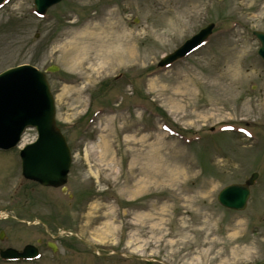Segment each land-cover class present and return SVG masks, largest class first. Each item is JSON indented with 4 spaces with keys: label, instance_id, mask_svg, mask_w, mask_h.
<instances>
[{
    "label": "rangeland",
    "instance_id": "rangeland-1",
    "mask_svg": "<svg viewBox=\"0 0 264 264\" xmlns=\"http://www.w3.org/2000/svg\"><path fill=\"white\" fill-rule=\"evenodd\" d=\"M210 24L202 48L158 68ZM256 31L264 0H64L44 18L33 0H7L0 74L46 73L73 156V198L25 180L19 148L0 153V217L16 219L0 220V249L61 231L57 253L44 246L38 261L0 264H264ZM36 139L26 131L20 148ZM254 173L246 210L224 209L219 193ZM20 221H43L48 233Z\"/></svg>",
    "mask_w": 264,
    "mask_h": 264
},
{
    "label": "water",
    "instance_id": "water-1",
    "mask_svg": "<svg viewBox=\"0 0 264 264\" xmlns=\"http://www.w3.org/2000/svg\"><path fill=\"white\" fill-rule=\"evenodd\" d=\"M5 0H0V6ZM35 11L44 16L48 10L63 0H33ZM215 25L211 24L188 40L174 53L159 63L164 68L185 58L205 43L212 35ZM260 42L259 56L264 61V33L254 32ZM49 69V72L57 71ZM28 128L37 131V141L21 152L22 175L26 180L44 187L62 188L67 194L66 184L72 164V157L65 137L56 124V107L46 75L30 66L8 70L0 75V149L9 151L15 148L22 134ZM253 174L243 185H231L223 189L219 203L226 209L242 212L250 199V188L258 179ZM50 247L57 251L56 247ZM37 250L26 247L22 254L13 249L1 252L4 259L15 260L37 257Z\"/></svg>",
    "mask_w": 264,
    "mask_h": 264
},
{
    "label": "flooded vegetation",
    "instance_id": "flooded-vegetation-1",
    "mask_svg": "<svg viewBox=\"0 0 264 264\" xmlns=\"http://www.w3.org/2000/svg\"><path fill=\"white\" fill-rule=\"evenodd\" d=\"M24 225L27 226L26 223H25ZM33 226H37V225H33ZM37 230H39V229H37ZM5 235H6V234H5ZM47 244H48V242L44 243L43 240L38 239V240L36 241V244H35V245H37V247L39 248V251H40V252H43L42 250H43V248H44V245H46V247L48 248ZM32 245H33V244H32ZM19 250H21V249H19Z\"/></svg>",
    "mask_w": 264,
    "mask_h": 264
},
{
    "label": "bare ground",
    "instance_id": "bare-ground-1",
    "mask_svg": "<svg viewBox=\"0 0 264 264\" xmlns=\"http://www.w3.org/2000/svg\"><path fill=\"white\" fill-rule=\"evenodd\" d=\"M248 254H250V252H249ZM248 254H247V255H248Z\"/></svg>",
    "mask_w": 264,
    "mask_h": 264
}]
</instances>
